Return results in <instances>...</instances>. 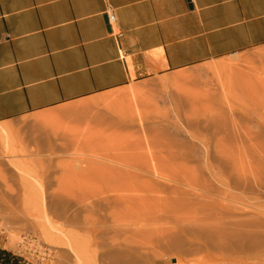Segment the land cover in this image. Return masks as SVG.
<instances>
[{"label":"rangeland","instance_id":"374dc122","mask_svg":"<svg viewBox=\"0 0 264 264\" xmlns=\"http://www.w3.org/2000/svg\"><path fill=\"white\" fill-rule=\"evenodd\" d=\"M263 149L264 49L0 123V224L16 212L34 221L28 236H41L19 249L0 233V250L20 264H80L60 249L71 247L82 264H234L207 256L220 240L198 225L206 198L187 185L200 180L252 225L233 240L258 253L264 190L224 187L210 170L220 160L223 179H253Z\"/></svg>","mask_w":264,"mask_h":264},{"label":"crops","instance_id":"0c3cea01","mask_svg":"<svg viewBox=\"0 0 264 264\" xmlns=\"http://www.w3.org/2000/svg\"><path fill=\"white\" fill-rule=\"evenodd\" d=\"M258 49L264 0H0V123Z\"/></svg>","mask_w":264,"mask_h":264},{"label":"bare ground","instance_id":"6f19581e","mask_svg":"<svg viewBox=\"0 0 264 264\" xmlns=\"http://www.w3.org/2000/svg\"><path fill=\"white\" fill-rule=\"evenodd\" d=\"M264 152V149H263ZM260 160V159H259ZM257 166L255 168L256 176L253 179L244 178L235 180L232 175L224 178V162L217 160V167H213L215 169H211L210 172L216 181L224 186V187H236L238 189H243L244 191L253 190L254 186L258 187L261 190H264V162L258 161ZM217 170V171H215ZM170 182H175L174 180L168 179ZM189 188L193 189L197 192H202V197H205V201H198L199 205L198 209V218L196 219L198 225H203L209 229H213V232L218 236L220 242L214 247V251H211L209 248H206V254L208 257L215 259H225L231 261L234 264H249V261L256 257L257 260H264V249L259 251L258 253H251L249 248L245 243L243 246L240 245L239 241H234L233 237L235 234L249 233V229L247 227H251L249 223H245L244 221H240L237 218V214L234 212L232 208L226 206H218V203L207 194H211L207 186L203 184L200 180H194L187 185ZM188 193H186L187 195ZM207 198H209L207 200ZM10 211V210H9ZM2 223L0 224V233L6 238L9 239V244L12 248L24 249L25 246L29 244L36 246L40 240L41 236L34 235L28 236V232L30 230H35L36 226L34 225V221L29 217L21 215L16 212H4L2 213ZM160 219H166L165 216L160 217ZM68 224L72 223L70 218L66 219ZM168 237V239L172 238V236H166V234L161 233V239ZM37 240H36V239ZM160 239V238H159ZM160 239V240H161ZM243 239H247L243 237ZM160 240L157 242L160 243ZM64 251L66 257L71 255L77 258V261L82 264V259L77 250L71 247V250L66 248H60ZM69 254V255H68ZM70 259V258H67ZM175 262V263H174ZM174 264H185L184 258L178 256L176 259H173ZM157 264V263H156Z\"/></svg>","mask_w":264,"mask_h":264},{"label":"trees","instance_id":"16d2710c","mask_svg":"<svg viewBox=\"0 0 264 264\" xmlns=\"http://www.w3.org/2000/svg\"><path fill=\"white\" fill-rule=\"evenodd\" d=\"M3 257H5V258H7V257L8 258H12L13 261H14L13 264H20V263L24 262V260L22 258H20V257H14L10 252H2L0 250V259L1 260H6V259H3Z\"/></svg>","mask_w":264,"mask_h":264},{"label":"built area","instance_id":"2783aa9c","mask_svg":"<svg viewBox=\"0 0 264 264\" xmlns=\"http://www.w3.org/2000/svg\"><path fill=\"white\" fill-rule=\"evenodd\" d=\"M108 23L111 27H113V25L115 24V16L108 14Z\"/></svg>","mask_w":264,"mask_h":264}]
</instances>
